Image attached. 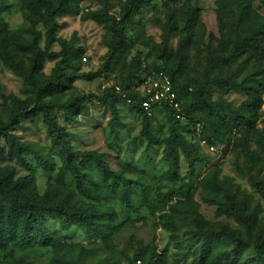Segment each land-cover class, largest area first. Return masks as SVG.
Here are the masks:
<instances>
[{
	"label": "rangeland",
	"instance_id": "1",
	"mask_svg": "<svg viewBox=\"0 0 264 264\" xmlns=\"http://www.w3.org/2000/svg\"><path fill=\"white\" fill-rule=\"evenodd\" d=\"M129 1L74 0L77 12L57 18L56 40L49 51L60 52L64 46L72 51L67 68L72 80L51 99L67 103L72 98L85 97L79 110L57 109L55 116L75 150L104 154L115 172L116 176H105L94 162L81 166L89 177L87 186L103 198L92 200L81 195L73 176L60 170L61 149L54 145L42 116L21 118L12 129L18 140L30 147L20 158L8 154L6 141L0 137V144L6 148V154L0 157V175L17 182L27 177L32 168L31 189L37 196L52 191L58 201L88 210L96 208L101 214L112 212L116 218L105 219L107 235L89 233L79 224L61 230L58 218H48L45 225L55 236L54 245L0 249V264H193L205 248L196 232L199 219L213 228L229 225L250 238L247 250L237 255L231 243L215 236L205 264H264L247 229L222 213L215 202L242 201L252 217L253 233L264 245V195L253 184L264 178V75L259 72L257 57L244 54L229 64L217 62L212 68L216 82L209 88L211 101H224L237 109L248 99L247 93L221 79L231 78L237 83L250 79L255 87L263 85L258 109L240 108L250 121V131L240 125L232 135L223 136L209 129L207 135L215 146L211 150L207 140L203 143L202 135L193 133V123L226 112L223 107L214 112L201 105L191 107L190 118L182 121L179 130L188 142L197 145L198 151L193 166L181 156L175 180L167 177L169 163L163 159L164 146L147 149L148 141L142 134L143 115L118 99L115 117L109 102L100 100L117 95L118 88L132 85L134 75L143 66L152 68L156 63L171 71L188 11L192 10L193 40L187 48L186 67L177 77L184 103L190 105L192 94L203 87L213 55L229 52L230 45L223 47L221 42H234L239 36L251 37L264 30V0H147L131 15L124 41L116 44V23ZM35 13L36 9L29 8L23 0H0V28L7 23L10 30L20 32L27 40L33 30L39 31L40 46L46 49L47 25ZM27 15L34 22L27 20ZM256 44L257 53L264 55V41L257 40ZM56 61L46 59L40 76H50ZM0 92V120L4 122L11 115L12 95H31L23 79L1 60ZM225 123L223 127H229ZM168 133L166 111L157 109L152 116V134L163 139ZM245 139L251 154L246 153ZM39 155L47 159L48 165L37 162Z\"/></svg>",
	"mask_w": 264,
	"mask_h": 264
},
{
	"label": "trees",
	"instance_id": "2",
	"mask_svg": "<svg viewBox=\"0 0 264 264\" xmlns=\"http://www.w3.org/2000/svg\"><path fill=\"white\" fill-rule=\"evenodd\" d=\"M29 8L34 7L36 13L47 25L46 34V49L40 46L41 34L39 31L33 30L30 40L18 31L9 29L7 23H3L0 28V60L4 66L9 68L14 74L21 77L27 87L30 88L31 95L27 98H20L12 95L11 115L6 122L0 120V137L4 138L8 147V154L11 156L21 157L24 152L30 151V147L18 140L16 134L12 133V129L20 123L21 118L29 120L36 119L39 116L44 118V123L50 131V135L54 145L61 149V166L60 170L69 172L76 180L77 189L81 195L92 199L101 200L103 195L99 192L91 190L87 186L89 179L88 175L82 171L81 166L88 162H94L96 168L105 176H116L113 169L104 159V154L96 151H78L68 141V133L66 129L59 125L55 111L57 109L66 112L77 111L80 109L84 96H78L70 99L67 103H61L51 99L52 95L61 91L66 82L72 80V76L67 72L70 67L72 51L68 46H64L60 52H49L53 43L56 40V32L58 29L57 18L64 15L76 14V9L73 7L74 0H23ZM109 0H107L108 2ZM147 0H130L128 5L123 7V12L120 20L116 23V44H121L126 37L127 24L131 15L137 8ZM165 3L177 0H163ZM39 17V18H40ZM108 17V15H107ZM27 20L34 22L31 15H27ZM194 11H188V19L184 27V35L181 37L177 49V60L175 66L169 71L164 66H157L153 63L152 68L143 66L134 75V82L128 85L123 92L128 93L132 98L130 107L133 111H137L143 115L142 134L148 141L147 149L150 150L154 146H164L163 159L169 163L167 177L175 180L179 176L181 156L194 165L197 145L188 142L185 135L179 130L182 121L177 119L174 111L169 106H163L158 109L166 111L169 120V133L163 138L154 137L152 134V116H149L142 109L141 97L135 91L137 82L141 80L143 73L163 70L172 80L174 88L178 91L180 99L183 103V112L187 119L190 118V108L196 105H201L209 111H216L223 107L224 113L222 116L206 119H196L193 123V133L196 131L202 135L203 139L209 144H213L211 137L207 135L209 129H215L214 133L223 136L232 135L236 128L240 125H246L247 132L250 131V121L245 115L240 113V108L247 107L248 110H255L261 105V91L263 87L259 84L258 87L251 84V80L247 79L237 83L231 78L221 79L232 88L243 90L247 93L248 99L244 101L240 108H234L231 104L224 101L213 102L209 98V88L216 82L212 78V68L219 61L231 63L238 57L248 54L250 57H257L259 62V72L264 75V55L257 53V40L264 41V30H258L251 37L239 36L232 42H221L223 47L229 46L230 49L227 55H213L205 72L203 87L196 93L192 94L190 105L184 103V98L181 95L177 77L181 74L187 63V48L193 40L194 35ZM169 38L165 36V44H168ZM46 59L57 60L56 66L50 76L41 77V71ZM1 94V92H0ZM101 98L104 102H109L115 117H118V109L116 101L123 98L122 94ZM190 106V107H189ZM227 122V123H225ZM229 127H223L224 125ZM199 126V127H198ZM199 128V129H198ZM248 136V133L247 135ZM244 148L247 154H251L248 141L245 139ZM6 154V148L0 144V157ZM39 164L48 165V161L43 156L37 157ZM32 172L20 181L13 182L7 177L0 175V249H7L11 246L17 249H23L34 244L51 246L55 244V236L45 225L48 218H58L60 221L61 230H69L73 225H81L89 233L108 234L105 219L114 220L116 214L107 212L101 214L99 210L78 208L69 202L63 200L58 201L57 195L52 191H47L42 196L32 192L31 185L33 184V169ZM258 190L264 195V178L253 182ZM125 194H127L125 192ZM219 206V210L229 217H232L242 226H244L251 238L256 241L257 252L259 257L264 259V245L259 244L257 237L253 233V220L246 212V205L239 200L229 199L225 203L215 201ZM197 235L204 242V253L199 258L193 260V264H205L213 238L215 236L223 237L233 246L237 255L245 252L249 246L250 238H245L243 234L230 227L222 225L218 228L207 226L203 219L197 222ZM15 264H23L17 262Z\"/></svg>",
	"mask_w": 264,
	"mask_h": 264
},
{
	"label": "built area",
	"instance_id": "3",
	"mask_svg": "<svg viewBox=\"0 0 264 264\" xmlns=\"http://www.w3.org/2000/svg\"><path fill=\"white\" fill-rule=\"evenodd\" d=\"M84 60H86V57H84ZM137 84L135 91L142 98L140 105L146 114L152 116L158 108L169 106L174 111L177 119L181 121L186 120L180 95L174 88L171 78L165 71L156 70L143 73L141 80L138 81ZM118 90L117 93L122 94L127 103H132V98L128 93L123 92L122 89L120 90L119 88ZM203 143L205 144L207 141L204 139ZM208 147L211 150L215 149V146L211 144H209Z\"/></svg>",
	"mask_w": 264,
	"mask_h": 264
}]
</instances>
